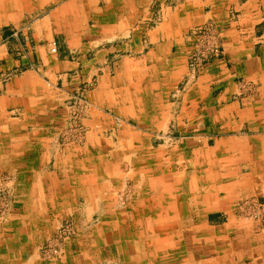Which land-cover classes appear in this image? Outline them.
<instances>
[{
  "label": "crops",
  "instance_id": "crops-1",
  "mask_svg": "<svg viewBox=\"0 0 264 264\" xmlns=\"http://www.w3.org/2000/svg\"><path fill=\"white\" fill-rule=\"evenodd\" d=\"M41 1L36 10L31 0H0V173L14 175L23 207L22 218L13 221L15 227L0 234V264L40 263V237L33 229L38 222L46 236L61 215H80L81 224L96 215L99 223H113L115 228L125 220L128 212L118 211L109 190V182L117 180L103 176L119 163L86 161L77 156V148L59 144L65 101L81 82H94L88 97L101 109L91 111V127L100 122L111 130L113 113L134 123L117 131L120 137L144 135V142L146 132L160 131L165 119L192 120L197 114L211 119L214 127L237 128L234 138L218 139L214 146L209 141L175 145L167 169L170 175L174 169L183 171L178 178L182 181L184 175L186 183L180 187L184 195H175L166 207L160 196L157 209L132 204L129 213L136 210L138 216H146L151 210L172 220L167 238H160L154 225L148 228L153 230L148 243L152 257L170 256L180 264H264V96L234 100L243 79L257 77L264 86V44L256 45L264 37V25L257 26L264 18L256 5L264 0H178L174 6L166 4L169 0L153 6H146V0H104L108 2L104 6H99L100 0H53L56 5L48 10L50 2ZM160 1L167 14L153 26L150 9L159 8ZM214 3L223 9L219 19L224 18L219 25L223 51L194 71L187 64L189 43L184 32L206 15L205 5ZM230 6L234 13L229 17L224 11ZM53 42L58 43L56 52L51 50ZM8 70L14 71L10 79ZM183 79L190 85L178 100H171ZM180 126L165 124L164 130L189 129L196 134L211 130ZM106 139L107 145H114L112 138ZM226 145L232 150L231 163L225 160ZM229 164L232 169L226 171ZM182 196L185 205L178 206ZM245 197L261 203L254 209L257 218L246 217L236 206ZM156 221L163 222L162 215ZM117 238L111 235L107 239L111 242L104 245L116 248L119 259L127 263V250L122 242H114ZM29 247L35 248L33 253ZM82 251L71 250L67 264H80Z\"/></svg>",
  "mask_w": 264,
  "mask_h": 264
},
{
  "label": "rangeland",
  "instance_id": "rangeland-1",
  "mask_svg": "<svg viewBox=\"0 0 264 264\" xmlns=\"http://www.w3.org/2000/svg\"><path fill=\"white\" fill-rule=\"evenodd\" d=\"M47 1L50 2L49 5L46 6L47 10L56 5V3H52L55 2L53 0ZM58 1L59 3H62L67 0ZM173 1L174 2H170L169 0L166 4L173 3L174 6L178 2V0ZM206 1L209 3L214 2V0ZM31 2L33 9L36 10L37 8L39 9V5L42 3L41 0H31ZM107 3L108 2H105L104 0L98 2L99 6H104ZM158 3V0H146V6H153ZM161 4L162 1H160V7L156 10H154V8L150 9L154 16H152V18L149 17L148 20H152L151 25L153 26H156L161 22L162 14H167L163 11L164 7ZM166 7H168V5H166ZM205 7L207 12L206 15L203 16L200 21H196V23L191 26L188 25L184 32L189 43L187 64L188 67L190 69L192 68L191 70L194 71L206 66L212 59L218 58L223 51L221 43L222 28L219 26L224 20V18L219 20L223 16L221 4H207ZM36 10L33 15L41 13V10L43 12L44 8L40 9L38 12H36ZM256 10L259 11L261 15H263L262 18H264V2L261 3L260 6L256 5ZM160 12L161 15L159 14ZM226 13L229 17L233 16V8L231 6L226 7L224 14L226 15ZM263 23L264 22H260L257 26H263ZM258 33L261 34L260 30ZM263 39L264 37L259 38L261 41H258L256 45L264 44V41H262ZM256 40L258 39L256 38ZM213 45H215V48L218 47L219 51L216 52L215 49L213 51ZM54 46L58 47V43L53 42L51 50ZM257 69L258 68L255 69V72L258 71ZM195 73L196 72L193 73V78ZM6 74V79H10L14 75V71L8 70ZM189 82L187 79H183L178 88L172 92L170 96L171 100H178L180 94L188 85H190ZM93 84L94 82L89 84L88 82H81L77 87L74 89L72 88L73 91H71L69 97L65 101V124L58 135L60 140L59 144L62 146L61 148L65 146L77 148L74 149L77 156L86 161L88 159L92 161L103 160L104 162L111 160L112 163H119L118 165L113 164L112 167L109 168L110 170L103 176L113 179L116 178L114 180L117 181L109 182L112 184V186H109V190H112L114 198L113 205L117 206L119 212L120 210H124L128 213H124L125 220L123 223L118 219V222L120 223H116L118 226L117 228H115L116 226H114L113 223L110 225H107V223H99L96 215H92L94 216L92 219H88V221L86 219L82 224L79 223L80 221L78 219L80 215H78L77 218L75 217L77 215L74 214L61 215L56 219L57 221L52 232L46 236H43L46 231L43 229V223L38 222L37 225H33V229L34 233L38 232L37 234L40 237V242L37 245V250L40 255L39 264H67L68 260L71 258L69 257L71 250H75L78 247L81 250L83 249V255L81 254V257H83L84 260H81L82 262L80 264H180L178 260H170V256L164 257L163 255L158 254L157 256L152 257L150 253L151 248L148 245L153 239V230L148 228H152L153 225L156 227V232L161 233L160 238L168 237V226L172 221L171 219H168L169 215H163L164 213L155 215L152 214L150 210L148 215L138 216L136 210L129 213L131 208L130 205L137 203L141 209L144 208V206H146V209H151L153 206L157 209L160 206V196L164 197L162 202L160 201L161 204L164 203V207L173 204L172 202L176 199L174 197L175 195L180 194V192L184 195V191H180V187L181 185L183 187L186 182L184 175L182 176V181L178 178L180 171L183 172L181 169L172 170L171 175L170 170L167 169L170 166L169 153L172 152L171 149H173L175 145H184V143L194 144L206 141H209L210 145L214 146L218 139L231 140L234 138V136H236L235 132H238V129L230 127L228 124V126H224L225 128L221 126L222 124L219 126L215 125L214 127L212 126L214 124L211 119H207L197 114L196 118H192V120L191 118H185L184 116L180 121L178 118L176 121L170 120L169 118L165 119L160 124L162 126L160 127V131L146 132L144 142H142L144 135L133 136L130 134H123L120 137L118 136L119 134H117V131L123 129L125 126L134 125V123H131L132 121H130V119L123 118L122 120L119 118L118 121V115H115L114 113L111 114L115 119L113 122L114 124L112 125L113 127L111 130H107L108 132L100 122H96L93 127L88 123V119L92 118L91 111L100 113L101 110L99 109L100 106L88 97L89 89ZM259 95L264 96V86L259 84L257 77L256 79L254 77V80L243 79L240 81L239 90L235 94L234 100L246 97L256 98ZM180 104L181 101L177 103L179 106ZM102 112L107 111L102 110ZM175 123L178 125V129L179 124L183 127L199 125L202 127L205 126V129L208 128V130L211 129L212 131L210 130L205 133L196 134L191 132L188 128V130H177L172 132H170L169 128L167 131L164 130L165 124L170 126ZM141 136L143 137L142 140ZM106 138H109V140L112 138L114 145H107ZM91 141L96 143L93 147ZM259 141L260 140L258 139V142ZM142 143H144V147H142ZM106 146H110V148H107ZM157 147H161L159 148L160 151L156 150ZM163 148L166 150L164 151ZM229 148V145H226V150H224V154L229 155L228 159H225L227 162L232 158V150ZM99 150H101V152H99ZM221 153L222 152L220 151L219 154ZM179 158H182L181 162H183L185 151L181 152ZM228 163H231V161ZM175 164V162H172L173 167ZM224 167L226 171L232 169V165L230 164ZM15 179L14 175L9 172L0 173V234H9V229L11 230V228L15 227L13 221L20 217L22 218L20 212L23 207L16 194L18 183ZM154 183L157 187L156 189H154ZM153 194L155 195L153 196ZM179 202L180 204L178 206L185 205L184 196H182ZM260 204L261 203L255 197H245L242 200H239L236 203V206L240 208V211H242L243 214L246 212L244 214L246 217L254 218V209L261 207ZM161 215L162 221L164 222V228L161 226V223L163 222L156 221ZM86 217H88V215H86ZM120 218H122V216H120ZM169 220L171 221L169 222ZM23 224L24 221L22 220L21 226ZM82 225H90V229L86 230L82 228ZM81 230H84L85 232H82ZM177 232L178 230H173V233L177 234ZM89 234L92 238L86 236ZM111 235H113L114 238L119 236V239L117 238L114 242L123 243L124 249L127 250L126 256L129 257L127 263H124L123 260L119 259L120 256H117L116 252L118 253V251L116 248L109 247L107 246L108 244L104 245V242L107 239H110ZM83 236V241H80ZM173 238L177 240L179 234L175 235ZM166 244L169 246L168 242H166ZM29 248L33 253L35 248ZM85 254L91 256V260H88V257L85 258ZM167 255L170 254L167 253ZM137 259H142V261L137 262ZM34 264H38V261Z\"/></svg>",
  "mask_w": 264,
  "mask_h": 264
},
{
  "label": "built area",
  "instance_id": "built-area-1",
  "mask_svg": "<svg viewBox=\"0 0 264 264\" xmlns=\"http://www.w3.org/2000/svg\"><path fill=\"white\" fill-rule=\"evenodd\" d=\"M214 49L216 50V52L219 51V48L218 47L215 48V45L212 46L213 51H214ZM56 50H57V46H54L52 48V51L56 52ZM118 121H119V118H118ZM258 216H259L258 213H253V217L257 218Z\"/></svg>",
  "mask_w": 264,
  "mask_h": 264
}]
</instances>
